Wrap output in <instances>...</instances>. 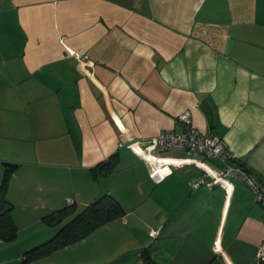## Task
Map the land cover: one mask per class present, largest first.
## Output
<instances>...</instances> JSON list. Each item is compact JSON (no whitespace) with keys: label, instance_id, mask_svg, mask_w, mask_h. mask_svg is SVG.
Here are the masks:
<instances>
[{"label":"crops","instance_id":"obj_1","mask_svg":"<svg viewBox=\"0 0 264 264\" xmlns=\"http://www.w3.org/2000/svg\"><path fill=\"white\" fill-rule=\"evenodd\" d=\"M186 108L264 185V0H0V184L19 164L0 264L50 239L41 218L68 198L105 194L121 218L30 264H146L144 248L152 264H264V206L244 181L192 188L203 169L184 160L219 163L174 149L158 156L180 163L150 177L137 149L182 132Z\"/></svg>","mask_w":264,"mask_h":264},{"label":"built area","instance_id":"obj_2","mask_svg":"<svg viewBox=\"0 0 264 264\" xmlns=\"http://www.w3.org/2000/svg\"><path fill=\"white\" fill-rule=\"evenodd\" d=\"M177 118L185 126L182 132L163 130L150 137L145 146L137 149L141 159L148 167L150 177L155 182H159L171 172V166L180 163L174 158L159 157L158 153L164 150H182L189 155L200 154L203 158L216 160L219 164L216 167H210L202 160H184L203 169L202 175L191 184L192 188H197L206 181L218 184L225 182L230 177H236L251 188L256 201L264 206V185L242 166V160H237L235 163L231 162L234 157L226 142L220 137L203 133L196 128L192 123L189 108L182 110ZM72 203H75V200L71 197L68 198L66 204ZM158 232L159 228L151 230L150 235L155 237ZM257 255L264 258V243L258 246Z\"/></svg>","mask_w":264,"mask_h":264},{"label":"trees","instance_id":"obj_3","mask_svg":"<svg viewBox=\"0 0 264 264\" xmlns=\"http://www.w3.org/2000/svg\"><path fill=\"white\" fill-rule=\"evenodd\" d=\"M117 163V155H112L108 160L98 163L92 169L93 177L107 175L117 166ZM3 165L4 171L0 184V239L11 241L16 237L17 229L11 218L12 204L6 198V189L11 175L19 164L4 162ZM123 215L124 209L110 194H105L81 208L77 207L76 202L66 204L42 216L41 219L46 225L57 227L56 232L47 241L25 250L16 264H30L58 249L74 244ZM142 255L146 264H152L146 254V248L142 249Z\"/></svg>","mask_w":264,"mask_h":264}]
</instances>
